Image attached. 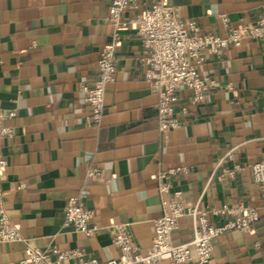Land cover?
I'll list each match as a JSON object with an SVG mask.
<instances>
[{
    "label": "crops",
    "instance_id": "0c3cea01",
    "mask_svg": "<svg viewBox=\"0 0 264 264\" xmlns=\"http://www.w3.org/2000/svg\"><path fill=\"white\" fill-rule=\"evenodd\" d=\"M181 19H193L202 34H225L264 16V0H167ZM110 0H0V108L15 110L6 120L16 135L0 139L6 158L5 207L27 243L0 244V264H19L29 246L83 248L101 264L118 257L114 226L126 224L141 248L152 246L154 222L162 216L160 171L192 167L171 179L187 206L200 203L258 210L253 231H229L213 241L208 264H264V199L251 167L264 157V40H245L218 55L206 51L200 74L215 84L206 101L161 134L158 95L144 78L142 45L134 26L122 31L117 49V81L105 91L99 124H87L90 108L82 87L99 76L98 59L109 42ZM228 17V26L222 21ZM127 17L133 19L132 13ZM182 105L190 93L179 92ZM231 149L240 165L235 179L218 161ZM103 179L89 176L92 168ZM21 185H23L21 187ZM81 194L95 213L96 235L63 227L64 209ZM193 219L180 220L173 242L192 240Z\"/></svg>",
    "mask_w": 264,
    "mask_h": 264
},
{
    "label": "built area",
    "instance_id": "2783aa9c",
    "mask_svg": "<svg viewBox=\"0 0 264 264\" xmlns=\"http://www.w3.org/2000/svg\"><path fill=\"white\" fill-rule=\"evenodd\" d=\"M132 13L133 19L127 17ZM107 21L111 27L110 40L99 53V76L95 82L82 87L83 103L90 108L87 124H99L105 111V91L108 85L117 81V49L123 41L122 31L134 26L140 43L141 62L144 63V78L152 93L158 95V129L161 134L182 125L181 118L188 116L191 108L206 101L207 92L215 84L200 74L205 64L206 51L218 55L230 47L239 48L245 40H264V16L253 24L229 28L225 34H202L193 19H181L176 10L167 5V0H110ZM228 26V17L222 15ZM185 89L191 95L189 104L182 105L179 92ZM16 117L15 110L0 108V139L16 135L13 128L6 125L7 119ZM231 149L220 159L212 175L213 179L225 175L235 179L240 165L225 167L226 160L234 159ZM6 158L0 154V244L25 242L19 228L10 218L5 207V196L10 189L3 186ZM192 167L176 166L160 171L157 176L162 197V216L154 222L155 237L152 246L144 249L135 244L127 225L114 226L113 245L119 256L108 260L107 264H208L213 256V241L229 231H253L262 220L258 210L245 203L238 207L229 205L201 207L200 203L187 206L181 191L172 192L171 179L176 175L189 174ZM252 178L264 199V157L251 167ZM89 176L103 179V171L94 167ZM23 185H21L22 187ZM64 209L63 227H71L87 237L96 235L98 225L95 213L86 208L81 194L70 197ZM193 219L192 240L174 243L173 236L179 228L180 220ZM19 264H101L83 248L64 250L58 245L47 249L29 246V255Z\"/></svg>",
    "mask_w": 264,
    "mask_h": 264
}]
</instances>
